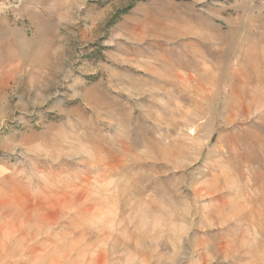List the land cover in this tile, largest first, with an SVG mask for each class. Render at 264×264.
Here are the masks:
<instances>
[{
	"label": "rangeland",
	"instance_id": "374dc122",
	"mask_svg": "<svg viewBox=\"0 0 264 264\" xmlns=\"http://www.w3.org/2000/svg\"><path fill=\"white\" fill-rule=\"evenodd\" d=\"M0 264H264V0H0Z\"/></svg>",
	"mask_w": 264,
	"mask_h": 264
}]
</instances>
